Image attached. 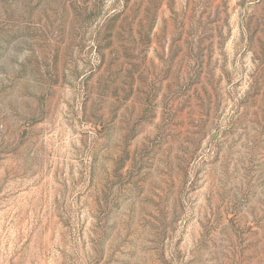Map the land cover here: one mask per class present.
<instances>
[{
  "label": "rangeland",
  "instance_id": "rangeland-1",
  "mask_svg": "<svg viewBox=\"0 0 264 264\" xmlns=\"http://www.w3.org/2000/svg\"><path fill=\"white\" fill-rule=\"evenodd\" d=\"M0 264H264V0H0Z\"/></svg>",
  "mask_w": 264,
  "mask_h": 264
}]
</instances>
